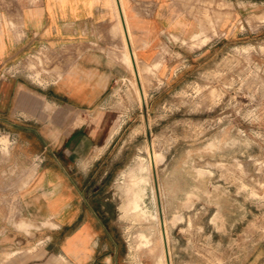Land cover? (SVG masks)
Returning <instances> with one entry per match:
<instances>
[{"label": "rangeland", "instance_id": "374dc122", "mask_svg": "<svg viewBox=\"0 0 264 264\" xmlns=\"http://www.w3.org/2000/svg\"><path fill=\"white\" fill-rule=\"evenodd\" d=\"M205 4L213 13H206L204 36L165 38L152 65L139 62L133 49L141 75L125 59L128 47L120 27L127 73L111 84L102 114L114 129L113 141L82 169L87 198L100 205L119 254L129 255L131 264H237L232 258L264 243V4L256 12L247 11L236 28L243 32L230 37L218 29L224 19L218 5ZM125 19L128 27L126 12ZM129 35L132 43L130 30ZM212 38L214 45L207 51L203 45ZM60 56L43 50L29 57V79L44 85L41 73L53 67L59 75ZM3 125L0 121L2 187L17 174L5 164L11 139ZM140 179L153 183L167 224L133 205ZM191 188L195 193L186 198ZM239 202L246 216L239 227L228 229L227 217L237 218ZM0 215L27 226L18 209ZM152 228L158 240L149 243L143 236ZM29 251L40 257L43 250L33 243L0 248V255L11 262L14 255ZM38 264L64 263L55 253L47 261L39 258Z\"/></svg>", "mask_w": 264, "mask_h": 264}, {"label": "crops", "instance_id": "0c3cea01", "mask_svg": "<svg viewBox=\"0 0 264 264\" xmlns=\"http://www.w3.org/2000/svg\"><path fill=\"white\" fill-rule=\"evenodd\" d=\"M122 1L131 47L138 61L149 65L159 59L165 38L192 40L195 34L207 33L206 13H213L207 1L224 13L218 29L229 37L243 32L236 28L247 11L256 12L264 4V0ZM117 3L0 0V121L11 139L5 164L17 172L2 187L0 171V212L18 209L27 224L21 228V222L10 223L0 215V248L35 243L43 250L40 257L36 251L14 255L11 262L0 255V264H38L39 258L47 261L55 253L64 264H131L129 255L119 254L100 205L87 198L82 169L113 141L114 129L102 116L103 108L111 84L123 78L128 67L120 36V19L124 28L125 19H119ZM214 40L203 48L208 51ZM41 49L60 52L63 67L59 75L54 67L41 73L44 85L31 81L26 69L30 54ZM10 63L15 75L5 71ZM95 113L96 118L86 119ZM246 212L239 202L237 218L227 217L228 229L239 227ZM233 259L237 264H261L264 243Z\"/></svg>", "mask_w": 264, "mask_h": 264}, {"label": "bare ground", "instance_id": "6f19581e", "mask_svg": "<svg viewBox=\"0 0 264 264\" xmlns=\"http://www.w3.org/2000/svg\"><path fill=\"white\" fill-rule=\"evenodd\" d=\"M117 13H118V16H119V19L121 18V16H122V18H124L125 19V11H124V9H123V2H122V0H118V3H117ZM124 25H125V28L123 27V23H122V21H121V19H120V27H121V30H122V32H123V35H124V41H125V44L127 45V47H128V51H126V53H125V59L130 63V65L131 66H133L134 67V69L133 70H135V72H136V74L137 75H139L140 73L138 72V70L140 71V69L139 68H137V64H136V58H135V54H134V52H133V49H132V47H131V45H132V43H131V38H130V35H129V30H128V27H127V23H126V19L124 20ZM126 45H125V47H126ZM129 45H130V49H132V50H130L129 49ZM132 67V68H133ZM132 70V71H133ZM141 75V74H140ZM138 77V76H137ZM140 82H141V79H140ZM140 88V87H139ZM141 88H142V86H141ZM157 187V186H156ZM159 187V186H158ZM154 187H153V183H151L150 182V180H148V179H140V180H138L137 182H136V193H135V195H134V198H133V205L138 209V211H141L142 213H145V214H147V216H149L151 219H153V220H156V221H160V220H162V222L165 224H167L168 223V217L166 216V212H161V211H159V207H157V203H156V198H155V193H154ZM158 191H159V189H158ZM191 193H195L194 192V188H191V189H189V190H187L186 191V198H188L189 197V195L191 194ZM159 194H160V192H159ZM191 196V195H190ZM159 197V196H158ZM161 201V200H160ZM188 201V200H187ZM160 205H162V203L160 204ZM160 205H158V206H160ZM137 211V212H138ZM161 212V213H160ZM175 214H176V211L175 212H173V214H172V217H171V220H173V218H174V216H175ZM179 214V213H178ZM177 216V215H176ZM175 216V217H176ZM161 218V219H160ZM177 218V217H176ZM160 219V220H159ZM152 220V221H153ZM175 221H177V220H175V218H174V222ZM161 222V221H160ZM159 222V223H160ZM173 222V221H172ZM157 224H158V222H157ZM161 226H162V224H160L159 225V227L161 228ZM165 226V225H164ZM166 229H167V227H166ZM159 230V229H158ZM161 230V229H160ZM168 230V229H167ZM166 230V231H167ZM162 231V230H161ZM163 232V231H162ZM166 233V232H165ZM162 234V233H161ZM157 235V230H156V228H152L150 231H149V235H147V234H144V238H146V242H149V243H151L152 241H154V240H158V237L156 236ZM164 235V234H163ZM73 236H75V235H73ZM72 236V237H73ZM71 237V238H72ZM74 238V237H73ZM160 239V238H159ZM161 239H162V237H161ZM160 239V240H161ZM70 240V239H69ZM162 240H164V239H162ZM169 241V240H168ZM170 242V241H169ZM167 243V242H166ZM167 245H170V244H167ZM166 245V246H167ZM83 248V247H82ZM166 248V247H165ZM71 249V248H70ZM167 252V251H166ZM166 252H165V254H166ZM164 254V255H165ZM161 255H163V254H161ZM167 256V255H166ZM171 257V256H170ZM169 257V258H170ZM170 261H171V259H170ZM169 261V262H170ZM168 263V262H167ZM172 263V262H171Z\"/></svg>", "mask_w": 264, "mask_h": 264}, {"label": "built area", "instance_id": "2783aa9c", "mask_svg": "<svg viewBox=\"0 0 264 264\" xmlns=\"http://www.w3.org/2000/svg\"><path fill=\"white\" fill-rule=\"evenodd\" d=\"M44 50V49H43ZM42 49H41V51H43ZM40 51H38V52H36V53H31L30 54V58H34L35 56H36V54L37 53H39ZM13 64L12 63H10V64H8V65H6L4 68H5V71L6 72H9L11 75H15V73H17V72H15L14 70H13Z\"/></svg>", "mask_w": 264, "mask_h": 264}]
</instances>
